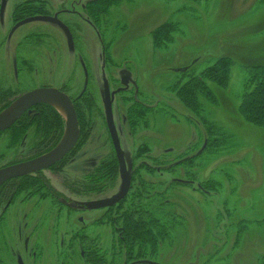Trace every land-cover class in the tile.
I'll list each match as a JSON object with an SVG mask.
<instances>
[{"label":"rangeland","instance_id":"1","mask_svg":"<svg viewBox=\"0 0 264 264\" xmlns=\"http://www.w3.org/2000/svg\"><path fill=\"white\" fill-rule=\"evenodd\" d=\"M14 1H10L0 27V76L8 74L14 60L21 64L23 57L18 56L20 60L16 55L20 44L54 49L63 56L57 61L41 60L44 65L41 70L34 65L23 68V75L13 88L17 87L22 94L37 87L62 84L78 102V94L88 84L96 107L89 115L80 114L81 135L75 151L39 176L32 175L37 182H44L45 187L19 192L8 211L0 207V262H27L25 254L39 247L35 239L42 229L49 231L42 238L61 234L68 242L71 236H80L84 242L103 244L105 249L113 247L112 240L117 234L112 224L101 223L105 213L82 210L86 202L110 198L121 186L118 177L113 190L109 189L113 186L103 187L95 171L113 155L105 122L103 76L114 92L117 106L114 115L122 127L126 108H120V102L125 94H119L118 87L122 86L121 75L126 74L133 82V105L135 102L153 106V113L147 114L145 123L133 122L132 127L128 122L120 130L127 167L133 165V190L138 194L140 182L147 183L152 174L154 189L169 198L170 205L163 210H170L174 216L169 226L171 235L160 244L159 256L153 263L136 264H264V128L250 125L239 114L248 67L264 64V0H103L106 15H101L98 22L106 26L103 45L121 41V46L108 50L114 54L108 61L98 59L101 45L89 26L86 29L76 18L63 19L81 28L75 32V43L79 47L83 42L88 44V48L82 47L87 48L84 52L89 55L87 65L79 54L68 52L59 28L34 24L11 33L15 21L10 17V9ZM166 22L174 27L172 40H164L158 47L152 32ZM31 28L51 34L55 44L47 39L48 34L39 39L26 38ZM24 36V43H20ZM45 42L48 44L41 46ZM223 57L233 60L230 81L226 89L215 88L208 82L216 93V103L207 100L202 103L203 119L220 130L208 139L200 118L179 102L175 92L177 86L199 78ZM214 139H218L219 145L211 146ZM24 140L13 144L10 133L0 135V167L29 159L28 155L34 152L31 137L27 135ZM142 147L147 152L144 155L139 153ZM200 152L204 154L195 159ZM149 155L153 158L149 159ZM172 166L178 167L165 171L163 177L155 174L157 168ZM172 177L186 180L192 177L195 183L172 184ZM87 179L94 182L95 191L83 189ZM198 184L206 185L207 189H196ZM28 191L32 193L27 194ZM28 195L34 199L26 200ZM129 203L131 200L122 209ZM46 207L50 215H57L56 219H42ZM117 213L118 210H112L106 214L108 222ZM81 216L84 225L78 222ZM38 220L39 227L35 228L32 223ZM113 248L117 251V247ZM54 250L55 245L45 249L44 256ZM121 261L133 264L132 259L124 263L122 257ZM29 264L36 263L31 260Z\"/></svg>","mask_w":264,"mask_h":264},{"label":"flooded vegetation","instance_id":"2","mask_svg":"<svg viewBox=\"0 0 264 264\" xmlns=\"http://www.w3.org/2000/svg\"><path fill=\"white\" fill-rule=\"evenodd\" d=\"M10 1L11 0H0V27L1 28H2V25L4 24V20L6 19V15L8 13V6H9ZM102 2H103V0H15L14 3L12 4V8L10 9V17H11V19H14V21H15V23L13 24L14 27L11 30V33L16 32L19 28H21L23 26H29V25H34V24H47V25H51L53 27L59 28L60 31L65 36L68 52L70 54H74V55L79 54L83 64L87 65V62L89 61V55H87L84 51L88 48V44L83 42V46L85 45L87 48L86 47L82 48L83 46L79 47V44H77V42L75 43V41H76L75 32L76 31L79 32L81 30V28L76 26L74 23L66 22L63 20L64 18H76V19H79L85 25L86 29H87V26H89L94 31L98 41L100 42L101 53L98 54V59L100 61H108L114 57V54L108 52V50L109 51L113 50V49L115 50L116 46L117 47H118V45L121 46V41H120V39H117L116 43L112 42L110 44H107V47H106V44L103 45V42L105 40V39H103L104 38V31H105L104 29L106 28V26L104 25V23H102V24L98 23L101 15H102V17L104 15H106V5H102ZM34 18L56 19L58 21V23L46 22V21H34V22L25 23V24L21 25V23L24 22L25 20L34 19ZM96 22H97V24H96ZM61 25L64 26L67 29L68 33L70 34L71 42L69 40L67 32L63 29V27ZM101 32H103V33H101ZM30 34H32V36H30ZM43 34H48L47 39L48 40L52 39L53 43L55 44V40L51 37L52 35L49 33H42L40 29H32L31 32H29V30H28V32L25 34V36L27 35L26 38L30 37V39H36V38L39 39V36H42ZM25 36L23 38H21L20 43H24ZM47 44H48V42H45L41 46H45ZM20 47H21V49L17 48L18 50H16V55H17V57L18 56L23 57L22 60L20 57H18L21 60V64L20 65L16 64V60H14L12 66H11V70L8 72V74H5L4 76L3 75L0 76V80H1L0 81V94L3 95L1 105H4V104L7 105V107L2 109L0 111V113L3 112L4 110H6L8 107H10L15 101H17L19 98H21L26 93H29L31 91H34V90L40 89V88H54V89H57V90L63 92L64 94H66L71 99V101L75 107L76 113L78 112L79 115L82 113L83 114L86 113V115H89L92 113V110L96 107V101L94 98L95 96L91 91V88L89 90L88 84L84 85L83 89L78 94L77 100H76L78 102L74 101V99L70 95V92H68L67 86L62 85V84L59 87H52L51 85L50 86L47 85V86H43V87H37V88H34L32 90H28L22 94L19 93V90L17 87H16V89L13 88L15 81L18 80V78H20L23 75V72H24L23 68H28L29 66L34 65V67L37 70H41V67L43 68V66H44L42 64L41 60L44 61V60L48 59V60L57 61L58 57L63 56V53L58 54L56 52V50H54V49L53 50H45L43 47L41 49L39 47L32 46L31 44L30 45L20 44ZM24 57H26V58H24ZM28 62H30V63H28ZM71 64H73V63H70L69 65H71ZM85 65H83V66H85ZM71 66H74V65H71ZM104 74H105V72H104ZM10 75H11V77H10ZM3 77H5L4 80H3ZM121 77H122V79L119 83L122 84V86L118 87V89H119L118 92H119V94H125V95H123L122 102H120V105L122 104V106L120 108H126V112L123 114V117H122V124H123L122 127L125 124H128V122H130L132 127H133V101H135L133 99V95L135 96V91H132V88H131V85L133 86V82H132V80H130L132 78H128V76L126 74L121 75ZM106 86H107L109 94H110L109 96H110V102H111V111H112L113 123H114L115 129H116L119 144H120V147H121V150L123 153V157L125 160V164L127 167L126 155L123 151V147H122V143H121V131L120 130H122V127L119 126L118 123H116V117L114 115L115 109H117V106L114 102V92L112 90V87H111L109 81L104 76H103V89H104V95L103 96H104V108H105L104 114H105L106 128H107V132L109 135L108 138H109V141L111 143L113 155L111 158H106L104 160L103 167L108 168V164L110 162L116 163L117 169H118V177L121 178V171H120L121 168H120V164H119V159H118V156H117V153L115 150V146H114L111 134H110L109 127H108V119H107V112H106ZM81 98H84L85 101L83 102L81 100ZM143 105H145V104H143ZM38 106H40V105L33 107L32 109L27 111L25 114H28V113L30 114L32 112L36 113L35 108ZM152 113H151V116H153ZM124 115H127V117ZM78 122H79V120H78ZM194 123L196 124L197 121H195ZM195 124H194V126H195ZM13 126L5 132H0V135L3 133L8 134L9 131L13 128ZM93 128L94 127H92V129ZM79 129H80V126H79ZM64 133H63V136H64ZM80 135H81V130H80ZM63 136H62V138H63ZM62 138H61V140H62ZM24 139H25V137L23 138V141H25ZM60 141L58 142V144L60 143ZM79 142H80V136H79L78 142L75 145V147L68 154H66L58 163H56L55 165H53L49 169L58 165L59 163H61L63 161V159H65L67 156L72 154L75 151ZM54 148H52V149H54ZM50 151H47V152L40 154V155H37V156H33V153L29 154L28 155V156H30V157H28L29 159L19 161L17 163H13L10 165L2 166V167H0V169L11 166V165L20 164L23 162L33 160V159L38 158V157H40V156H42V155H44ZM148 158L152 159L153 156L149 155ZM197 158L198 157H196L195 159H197ZM49 169H46V170H43V171H40L37 173H33L31 175H27L24 177H18V178L11 179V180L7 181L6 183H4L2 186H4L5 184H7L9 182L14 181V180L15 181L20 180L22 178L30 177L32 175L39 176L42 172L47 171ZM161 169L157 168V170L155 171L156 172L155 174L159 175L160 177H163L165 171L170 172L173 170V169H167L166 167H163ZM129 171H130V174L128 176H130V185H129L128 192L123 197V199H121L120 201H118L117 203H115L111 206H107L104 208L92 209V208H89V206H88V204H90L92 202L110 200V199H113L114 197H116L121 192V187H122V178H121V186L115 195H113L110 198L107 197V198L95 199L92 201H88L84 204L85 206H84V209L82 210L84 212L103 211L105 213V215L102 214L103 217H101V219H102L101 223H103L105 221L107 223L112 224V226L114 228L113 232H116V234H117V238H115L116 241L114 239L112 240V241H114L113 247H115V248L117 247V251L114 250V248L112 246H110L109 249L113 248V250H109V249L102 248L105 246L103 244L98 246V245H96L95 242L94 243H90L87 241L84 242L80 236H76V237L71 236L69 238L68 242L65 241V239H63V236L61 234L60 235L59 234L50 235L51 237L42 238L45 236V231L49 232L48 230L42 229L39 232L40 238L38 236V239H35V241L40 244L39 247H35V251L26 252L25 257L27 259V262H25L23 260V264H29L31 262V260H34L36 264H96V262H103V264H105V263L106 264H123L121 261L122 257L124 258V263H126L128 261L125 259H127V258L129 259V257H132L130 259H132L131 263H133V264H136L138 262L153 263V261L151 259H145V260L144 259H137V255H139V251L137 248L135 249L133 247L134 249L130 250V252L125 251L124 243L128 242L129 240H133V236L130 235V234H133V222H132V224H130L131 231H129V229L124 226L123 220H125V217L128 215L133 216V213L138 212V214H140V215L147 213L149 215L155 216L160 221L161 226L164 228L163 231H166V230L170 229L169 228L170 224H168V221H169L168 218L170 215L173 216V213H171L170 210H167V211L163 210L164 206L170 205L168 203L169 198H168L166 193H160L159 190L154 189L155 186L153 185V181L151 179L153 177L152 174L150 175L151 177L148 178L147 183L142 182V181L140 182L139 187H138L139 193L137 194V192H135L133 190V165L131 166L128 164L127 172H129ZM195 177H198V175L197 176L195 175ZM176 180L191 182L192 184L188 185V186H192V185L194 186V183H195V181L191 180L190 178L186 180V179H180L177 177H172V179H171L172 184H177V185L181 184V183H177ZM100 183L103 187L107 186L105 184V182H100ZM83 185L85 186V187H83V189H86V190L90 189L92 191L96 190V188H92L94 186V182L93 181L90 182L89 179H87L86 184H83ZM183 185H186V184H183ZM2 186H0V188ZM108 186H113V185H108ZM36 187L40 189V186H35V188ZM29 188L19 189V188L15 187V189H16L15 191L11 187H7L5 189H2L0 191V207H2V210L8 211L13 206V201L15 199V196L19 192H25ZM113 188H114V186L112 188H109V189L113 190ZM196 189H200V186L198 185V187H196ZM45 190H47L50 193L49 189H45ZM29 191H31V190H29ZM29 191L26 193L27 194L32 193ZM98 193H101V191H99ZM26 197H27L26 200L34 199L30 195H28ZM97 198H99V197H97ZM127 200H131V203H129L127 208L122 209V206L126 203ZM155 200L157 201L156 206H154V204H153V202ZM57 203H59V202H57ZM112 210H113V212L118 210V213L113 217L112 220H110L108 222L106 214L109 215ZM78 211H81V210H78ZM121 211H122V213H121ZM50 213H51L50 210H48V208L46 207L44 209V212L42 213V215H43L42 219H51V218L56 219L57 218L56 214L53 217V215L52 214L50 215ZM83 220H84V218L81 216L78 219V222L83 224ZM145 221L148 223H151V224L154 222V221H149V220H145ZM32 224L34 225L35 228L39 227V220L36 222H33ZM105 227H106V225H105ZM85 229H86L85 226L81 227L82 231H85ZM34 232H35V235H37L38 229H36V231H34ZM58 236H59V239H58ZM167 238L168 237H166L164 235V237L162 239H160L159 241H161V243H165L167 241ZM53 239H54V241H53ZM52 245H55L54 252H50V253H48V255L44 256L45 249L50 250L52 248ZM141 252H142L141 253L142 256H144V257L145 256L150 257V258L153 257L150 250H141ZM42 256H44L43 260H41ZM100 259H102V260H100ZM0 264H2V263L0 262Z\"/></svg>","mask_w":264,"mask_h":264},{"label":"trees","instance_id":"3","mask_svg":"<svg viewBox=\"0 0 264 264\" xmlns=\"http://www.w3.org/2000/svg\"><path fill=\"white\" fill-rule=\"evenodd\" d=\"M114 3L115 2H112V5ZM168 23L169 22L162 24L152 32L154 43L158 47L164 40H166V42H170L172 40L174 27L172 28L171 24ZM232 64V58L223 57L219 59L214 65L206 68L199 78H191L189 82L176 87V98L190 112L195 113L197 118H200L203 128L205 127V135L208 137V139L209 137L217 135L220 130L218 128L216 129V126L213 125V123H211L209 120L203 119L202 117V112L204 110L202 104L203 101L207 100L210 102V104L216 103V93L207 84L209 82L213 84L215 88L217 87L218 89H226L230 81V71ZM247 71L248 80L245 84V91L241 99L239 114L244 119V121L250 125L257 128H264V64L251 65L248 67ZM2 97L3 95L0 94V111L7 107L6 104L1 105ZM81 100L83 102L85 101L84 98H81ZM35 110L36 113L34 114H24L9 131V133H11L13 144L20 143L23 141L24 137H27V135L31 137V145L33 146L34 151L33 156L43 154L54 148L61 140L66 128L64 117L50 105L42 104L36 107ZM150 112H152V106L148 107L143 104L139 105L134 103L133 117L135 118L133 122L135 125L141 124L143 122L145 123L147 114ZM77 116L80 126L81 116L79 113ZM217 145H219L218 139H214V142H212L211 146ZM144 149L145 147H142V150L139 152L141 155L147 153L144 152ZM203 154V152H200L199 156L197 157H201ZM178 166H172L170 168L174 170L173 167ZM95 175L98 181L105 182L107 186L113 185L114 181L118 177L117 164L110 162L108 164V168H98L95 171ZM190 179H192V177ZM198 185L203 191H205L204 189H207L206 185ZM35 186L45 187V184L44 182H37L32 176H30L9 182L2 186L0 191L7 187H11L15 191V187L21 189ZM172 218L174 217L170 215L168 218V224H171L170 222H172ZM145 220L154 222L151 224ZM132 222L133 234L130 235L133 236V240H129L128 242L124 243L125 251L130 252V250L137 248L139 251L137 259H151L152 261H155L154 259L159 255L158 252L161 244V241L159 240L162 239L164 235L166 237L171 235V227H169L170 229L163 231L164 228L161 226L160 221L155 216L149 215L147 213L140 215L137 212L133 213V216H126L125 220H123V224L129 229V231H131L130 224H132ZM141 250H150L153 257L150 258L147 256H142ZM130 258L132 257H129V259ZM129 259L127 258V260ZM96 264H103V262H96Z\"/></svg>","mask_w":264,"mask_h":264},{"label":"water","instance_id":"4","mask_svg":"<svg viewBox=\"0 0 264 264\" xmlns=\"http://www.w3.org/2000/svg\"><path fill=\"white\" fill-rule=\"evenodd\" d=\"M34 21H46V22L58 23L56 19L34 18V19L25 20L24 22L21 23V25ZM62 27L67 32V35L71 42L70 34L68 33L67 29L64 26ZM109 95L110 94L106 86V112L108 119V127L119 159V164L121 168L120 171L122 178V187H121V192L113 199L99 201V202H92L88 204L89 208L92 209L104 208L117 203L118 201L123 199V197L127 194L130 185V179L128 176L127 167L119 144L116 129L113 123L111 102ZM53 103L59 104L64 110V114L58 111L64 117L66 123V129L62 140L54 149H52L50 152L38 158L0 169V186H2L4 183H6L11 179L24 177L27 175H31L33 173H37L49 169L50 167L58 163L77 144L80 136V129H79V122L75 107L71 99L66 94L54 88H40L31 91L29 93H26L17 101H15L10 107H8L6 110L1 112L0 132H5L9 130L27 111H29L33 107L42 104H48L54 107ZM176 182L186 185L192 184L191 182L182 181V180H176Z\"/></svg>","mask_w":264,"mask_h":264},{"label":"bare ground","instance_id":"5","mask_svg":"<svg viewBox=\"0 0 264 264\" xmlns=\"http://www.w3.org/2000/svg\"><path fill=\"white\" fill-rule=\"evenodd\" d=\"M54 105V108L57 110V111H59V112H61L62 114H64V110H63V108L59 105V104H57V103H53Z\"/></svg>","mask_w":264,"mask_h":264}]
</instances>
